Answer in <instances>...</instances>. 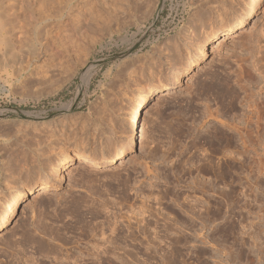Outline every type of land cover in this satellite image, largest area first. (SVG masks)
I'll list each match as a JSON object with an SVG mask.
<instances>
[{"label": "rangeland", "instance_id": "374dc122", "mask_svg": "<svg viewBox=\"0 0 264 264\" xmlns=\"http://www.w3.org/2000/svg\"><path fill=\"white\" fill-rule=\"evenodd\" d=\"M7 1L27 13L3 21L17 33L0 32L6 40L13 34V47L23 41L8 53L0 38V209L44 181L64 148L101 162L73 160L61 187L21 206L0 232V264H264L256 251L264 247V0H95L88 22L55 21L61 27L48 39L43 0ZM14 16L36 29L23 30ZM240 16L242 32L148 104L137 150L110 160L126 147L139 93L171 80ZM206 122L215 138L203 131ZM160 160L176 162L163 187L146 180ZM225 189L234 204L220 199ZM225 202L223 246L186 247L195 240L180 233L193 232L201 216L225 213Z\"/></svg>", "mask_w": 264, "mask_h": 264}, {"label": "bare ground", "instance_id": "6f19581e", "mask_svg": "<svg viewBox=\"0 0 264 264\" xmlns=\"http://www.w3.org/2000/svg\"><path fill=\"white\" fill-rule=\"evenodd\" d=\"M7 1V0H6ZM4 3V0L0 2V24L2 28L5 27L6 23H10V22H13L11 21V17L12 15H16L18 17V13L17 11H19V13L22 14V11L24 12L25 10L23 8H18L20 6H16L13 3H9V1H7ZM16 2V0H14ZM20 3L22 0H19ZM24 1H28V0H24ZM24 1H22L24 3ZM33 1V0H31ZM99 1V0H97ZM130 1V0H129ZM30 2V0H29ZM29 2H27V4H29ZM37 2V0H36ZM16 3H19V2H16ZM32 3V2H31ZM35 3V2H33ZM31 4L32 6L34 4ZM101 3V2H99ZM22 4V3H21ZM26 5V4H25ZM30 5V4H29ZM95 0H43V19L42 22H43V30L45 31V34H44V37L43 38H49L51 36V33L54 32L55 29L57 28H60L61 26L59 24H54L55 21L60 22L62 21L63 19H65L67 22V20H72V22L74 21V18H79V17H82L84 19L88 18L90 19L91 17H94V14L90 15L91 13H93V10L95 9ZM101 5V4H99ZM28 6V5H27ZM35 6V5H34ZM22 7H24V4L22 5ZM30 8V7H28ZM18 9H22L21 12L20 10ZM35 9H36V6H35ZM14 10V11H13ZM38 10H39V7H38ZM98 10V9H97ZM32 11H35L32 9ZM37 11V10H36ZM103 11V10H102ZM98 12V11H97ZM25 13H27V11H25ZM23 13L22 16L25 14ZM29 13V12H28ZM31 13V11H30ZM29 13V14H30ZM39 13H40V10H39ZM95 13H96V10H95ZM101 13V12H100ZM99 14V13H97ZM20 15V14H19ZM33 15L32 14V19H33ZM89 15L91 17H89ZM27 16V15H26ZM101 15H99V18H100ZM11 18L9 19V21H6L5 23L3 22L4 20H8V18ZM15 17V16H14ZM21 17V16H20ZM30 17V18H31ZM42 17V16H41ZM16 18V17H15ZM24 18V17H22ZM20 18V19H22ZM27 17H25V20L27 21L26 19ZM20 19L16 18L13 19L17 25L18 23L20 22H17V21H20ZM30 19V23H31V20ZM34 19L35 16H34ZM33 19V20H34ZM80 19V18H79ZM89 19H86V21L88 22ZM25 20L22 19V21L24 22ZM29 20V19H28ZM82 20L80 22H82ZM93 19H91L92 21ZM25 21V22H26ZM36 21V20H35ZM35 21H32L33 23ZM41 21V20H40ZM77 21V20H76ZM85 21V22H86ZM22 22V23H23ZM39 22V21H38ZM54 22V23H53ZM79 22V20H78ZM4 23V25H3ZM14 23V24H16ZM28 23V21L26 22V24ZM32 23V24H33ZM53 25H52V24ZM21 24V23H20ZM25 23H23L22 25L24 26ZM31 24V25H32ZM54 26L55 27H52L49 28V26ZM80 24V23H79ZM256 24V23H254ZM11 25V24H10ZM8 24V29L9 30H12L13 28L10 27ZM16 25V26H17ZM19 26L21 27L23 30H26L28 31L29 29H27V26L26 28H23V26ZM34 25V24H33ZM32 25V26H33ZM37 25V24H36ZM40 25V24H39ZM78 25V24H76ZM4 26V27H3ZM7 26V25H6ZM13 26V25H12ZM38 26V25H37ZM41 26V25H40ZM39 26V27H40ZM50 26V27H51ZM63 26V25H62ZM247 26V19L245 16H240V17H237V19L234 21V25L233 26H230V27H222L221 29H219L218 31L214 32V34L212 35V44H209L208 47L206 48L205 45H199L200 47L198 48V53L192 57L191 59L188 60L187 63L183 64L184 66L179 70L177 71V73L175 74V76L171 79V80H168V81H160L159 83H157L156 85H152L150 86V88L147 90V91H144L139 93V95L137 96L136 98V101H135V104L132 106L131 110L129 111L128 113V118H127V122H128V125L130 126V131H127L128 133L126 134V147H124V149H121L119 150L115 155H113L111 157L110 160H114V159H117V158H122L124 155L126 154H129V153H132L134 152L135 150H137V146H138V139H139V134H141V116H142V113L145 111V109L147 108L148 104L153 101V100H158L159 98H161V96L164 95V92H166L171 86H176L178 84H180L181 82H184V80L186 78H189V76L192 74L193 70H195V68H198L200 67L202 64H204L205 62H207L208 58L210 55L214 54L217 52L219 46L221 45L222 42H225L227 41L226 37L227 36H231V34H234V33H237V32H242ZM255 26V25H253ZM30 27V26H29ZM37 27V28H39ZM84 26L83 25H79L78 26H75V30L76 32L77 31H80ZM14 28H17L14 26ZM55 28V29H54ZM6 30L5 28L4 29H1L0 28V32L1 30H6L7 32L9 30ZM33 29V28H31ZM30 29V30H31ZM34 29H36V26L34 27ZM33 29V30H34ZM14 30V29H13ZM12 30V31H13ZM21 30V29H19ZM85 30V29H84ZM5 31V33L7 34V32ZM16 32V29L14 30ZM25 31V32H26ZM37 31V30H36ZM10 32V31H9ZM18 32V30H17ZM16 32V33H17ZM19 31V34L21 35L20 37L23 38V40H25V36H22L25 34L24 31ZM24 32V33H23ZM30 32V31H29ZM40 32V31H39ZM37 32V34L39 33ZM84 32V31H83ZM10 33H13V32H10ZM23 33V34H22ZM33 33V32H32ZM6 34L5 35V38H6ZM27 34V33H26ZM2 35V34H0ZM4 35L2 38H4ZM10 34L8 33L7 36H9ZM15 36L17 34H14ZM10 37L13 38V34L12 36H9L8 38L10 39ZM18 37V36H17ZM20 37H18L19 39H21ZM1 38V37H0ZM2 38H1V41H2ZM4 38V39H5ZM7 40L3 39L2 42H4L3 44V48L5 50H10V49H14L15 45H17V43L20 42L21 46H22V39L21 41H18L16 44L14 43V47H13V43L12 41L10 40ZM16 38V37H15ZM14 38V39H15ZM25 38V39H24ZM252 38V37H251ZM259 40V39H258ZM0 41V44H2V42ZM36 41V40H35ZM259 43V42H258ZM28 44L31 45V43L28 42ZM19 45V44H18ZM17 45V46H18ZM27 45V44H25ZM24 45V46H25ZM2 46V45H0ZM20 46V47H21ZM6 47V49H5ZM210 47L212 48L211 51H209ZM22 48V47H21ZM18 49V48H17ZM9 50H8V53H9ZM11 51V50H10ZM13 51V50H12ZM1 52V51H0ZM260 52V51H259ZM7 53V54H8ZM5 54V53H4ZM5 56V55H4ZM262 59L264 58L263 56L261 57ZM261 61V60H260ZM255 62V61H254ZM261 65V64H260ZM263 65V64H262ZM264 71V70H263ZM261 71V72H263ZM264 73V72H263ZM256 75V74H255ZM263 76V75H262ZM253 77V76H252ZM258 102V101H257ZM256 102V103H257ZM255 104V103H254ZM261 103L259 102V105ZM253 106V105H251ZM255 106V105H254ZM253 106V107H254ZM262 106V105H261ZM252 107V108H253ZM258 106H256L257 108ZM255 109V107H254ZM264 109V108H262ZM253 110V109H252ZM256 110V109H255ZM254 111V110H253ZM258 113H262V110H261V107H258ZM256 113V112H255ZM257 113V115L259 116V114ZM251 115V114H250ZM264 115V114H262ZM262 117V116H260ZM260 117H257L260 118ZM250 119V117H249ZM248 119V120H249ZM262 120V119H261ZM250 121V120H249ZM258 121V120H257ZM256 122V120H255ZM261 122V121H260ZM258 122V123H260ZM250 123V122H248ZM254 124V123H253ZM257 123H255L256 125ZM254 125V126H255ZM249 126V125H248ZM261 126V124H260ZM256 127V126H255ZM257 127H259L257 125ZM262 127V126H261ZM260 130V129H259ZM261 131V130H260ZM67 147V146H66ZM64 148V147H63ZM92 154V153H91ZM91 154H88L84 151H77V150H73L72 148H69L68 149H63V150H60L59 154H58V158L54 161V164L52 165L51 169L49 170L50 171V174H48V177L47 176H44V181H41V182H35V183H31L30 185L28 186H24L22 187V189L20 190V192H18L17 194L11 196L9 199H7V202L4 206L3 209H0V232L6 227L8 226L13 218L15 217V214L17 213V211L21 208L24 209V208H27L30 206L31 204V201L33 198H35L36 196H38V194H41V193H48L49 194V191L51 190H54V189H58L59 187L62 186L63 182H64V179H65V173L66 171H68L71 167V162L75 159H82L83 162H88V163H92V164H97L100 161V159H98V157H94L92 156ZM102 158V157H101ZM198 165V164H196ZM147 172V171H146ZM21 182V181H20ZM21 184V183H20ZM160 197V196H159ZM164 197V196H163ZM185 199V198H184ZM144 200V199H143ZM138 203V202H137ZM144 205V204H143ZM142 205V206H143ZM141 206V207H142ZM147 206V205H146ZM145 206V207H146ZM144 208V207H142ZM141 208V209H142ZM148 208V207H146ZM139 209V210H141ZM145 209V208H144ZM150 209V208H149ZM143 210V209H142ZM151 210V209H150ZM145 212H148L146 210H143ZM153 212V211H152ZM143 213V212H142ZM151 213V212H150ZM136 214V213H135ZM138 214V213H137ZM133 216V215H132ZM136 215H134L133 217H135ZM137 219V218H136ZM130 220V219H129ZM138 221V220H137ZM116 225V224H115ZM147 227V226H146ZM115 228V227H114ZM102 230V229H101ZM114 232V231H113ZM148 238V237H147ZM179 239V238H177ZM150 241V240H149ZM151 242V241H150ZM175 242H178V241H175ZM184 243V242H183ZM48 247V246H47ZM105 247V246H104ZM95 248H98V247H95ZM257 248V249H256ZM256 251L257 253H261V252H264V247L263 248H259V247H256ZM53 249V248H52ZM103 249V248H102ZM254 249V248H253ZM99 251V250H98ZM101 251V250H100ZM255 252V250H252ZM102 252V251H101ZM44 253V252H43ZM48 253V252H47ZM45 254V253H44ZM47 255V254H46ZM252 263L251 264H257L255 263L254 261H251ZM259 263V262H258Z\"/></svg>", "mask_w": 264, "mask_h": 264}, {"label": "snow or ice", "instance_id": "6c2138e0", "mask_svg": "<svg viewBox=\"0 0 264 264\" xmlns=\"http://www.w3.org/2000/svg\"><path fill=\"white\" fill-rule=\"evenodd\" d=\"M215 123L216 121L213 118V124ZM213 124H207L206 122V126L203 128V131L205 133H208L209 136L215 138L212 133ZM219 124L224 128L228 127V125L223 121H220ZM158 163H159V167L156 168V172L149 173L146 176V180L156 181L160 185V187H163L164 181L173 180L174 173L171 165L175 164L176 162L171 161L169 163L167 161L160 160ZM261 182L264 183V178H262ZM162 194L166 195L167 193H162ZM224 197H228L229 200H232L233 204L235 203V200L233 199V193L231 192V190L225 189L220 199L223 200ZM221 206L226 209L225 213H216L215 215L206 214L204 216H201L198 222V227L194 229L193 232L180 233L181 235H186L190 239L195 240V243L186 244V247L195 249L198 246H203L205 248H209L216 251L217 250L216 245L219 244L223 246L224 239L230 237V234L223 231L224 229L228 228L230 225V220H229L230 212L227 211V202H225ZM174 207L176 208V210H178V212L182 211V209L180 208V204H175ZM183 214L185 216L187 215V213H183ZM105 239H107V237H105Z\"/></svg>", "mask_w": 264, "mask_h": 264}]
</instances>
